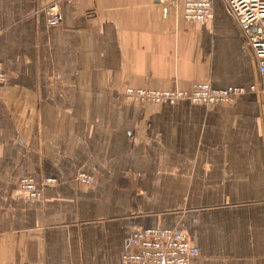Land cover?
<instances>
[{
  "label": "crops",
  "instance_id": "1",
  "mask_svg": "<svg viewBox=\"0 0 264 264\" xmlns=\"http://www.w3.org/2000/svg\"><path fill=\"white\" fill-rule=\"evenodd\" d=\"M182 11L0 0V264H123L134 227L177 225L200 249L190 264H264V75L226 0L203 23ZM199 82L246 91L212 106L124 96Z\"/></svg>",
  "mask_w": 264,
  "mask_h": 264
},
{
  "label": "built area",
  "instance_id": "2",
  "mask_svg": "<svg viewBox=\"0 0 264 264\" xmlns=\"http://www.w3.org/2000/svg\"><path fill=\"white\" fill-rule=\"evenodd\" d=\"M164 5H171L178 0H158ZM182 3V15L188 23H203L213 18L214 0H179ZM245 43L252 50L258 63V72L264 75V0H226ZM49 26L58 25L62 21L61 7L58 2L45 10ZM6 78L0 63V83ZM244 88L228 87L216 89L209 82L195 83L190 90H156L128 86L124 96L128 100L140 101L149 106L165 102L173 103L179 98H187L194 103H226ZM79 179L90 184L94 177L80 174ZM55 179L43 180L42 186ZM20 193L29 201H41L42 190L33 178L20 180ZM199 247L189 242L183 228L177 225L171 229L134 227L128 239L127 250L123 256V264H190L198 256Z\"/></svg>",
  "mask_w": 264,
  "mask_h": 264
},
{
  "label": "rangeland",
  "instance_id": "3",
  "mask_svg": "<svg viewBox=\"0 0 264 264\" xmlns=\"http://www.w3.org/2000/svg\"><path fill=\"white\" fill-rule=\"evenodd\" d=\"M53 3H51V4H49L47 7H45V9L44 10H47V8H49L51 5H52ZM46 13V12H45ZM47 17V16H46ZM212 86V85H211ZM212 87H214V86H212ZM228 87H238V88H244L243 86H228ZM228 87H225V88H228ZM192 88V87H191ZM190 88V89H191ZM214 88H216V87H214ZM145 89V88H144ZM190 89H185V90H190ZM216 89H223V88H216ZM251 89H257V88H255V86H252L251 87ZM157 90V89H156ZM246 90H245V88H244V91H242L241 93H238V94H236V95H234L233 97H232V99L230 100V101H228V102H226V103H215V104H208V103H199V104H204V105H206V106H212V105H229L233 100H234V98L236 97V96H238V95H240V94H242V93H244ZM179 99H187V98H179ZM178 99V100H179ZM189 100V99H188ZM190 101V100H189ZM192 102V101H191ZM170 103V102H169ZM194 103V102H193ZM163 104V103H162ZM159 105H161V104H159ZM159 105H156V106H149V105H147V106H149V107H157V106H159Z\"/></svg>",
  "mask_w": 264,
  "mask_h": 264
}]
</instances>
